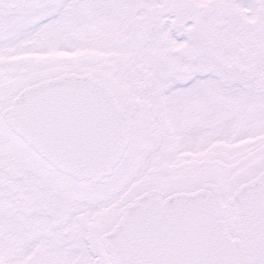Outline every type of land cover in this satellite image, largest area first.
Here are the masks:
<instances>
[{
  "label": "snow or ice",
  "instance_id": "snow-or-ice-1",
  "mask_svg": "<svg viewBox=\"0 0 264 264\" xmlns=\"http://www.w3.org/2000/svg\"><path fill=\"white\" fill-rule=\"evenodd\" d=\"M0 264H264V0H0Z\"/></svg>",
  "mask_w": 264,
  "mask_h": 264
}]
</instances>
